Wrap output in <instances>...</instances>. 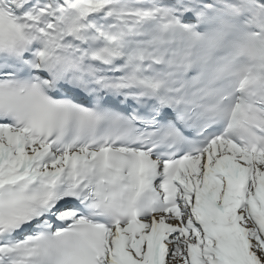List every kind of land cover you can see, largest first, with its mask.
I'll use <instances>...</instances> for the list:
<instances>
[{
	"label": "snow or ice",
	"instance_id": "6c2138e0",
	"mask_svg": "<svg viewBox=\"0 0 264 264\" xmlns=\"http://www.w3.org/2000/svg\"><path fill=\"white\" fill-rule=\"evenodd\" d=\"M0 264H264V0H0Z\"/></svg>",
	"mask_w": 264,
	"mask_h": 264
}]
</instances>
